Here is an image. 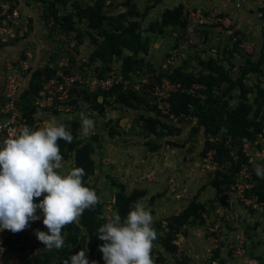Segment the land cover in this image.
I'll use <instances>...</instances> for the list:
<instances>
[{
  "label": "trees",
  "instance_id": "trees-1",
  "mask_svg": "<svg viewBox=\"0 0 264 264\" xmlns=\"http://www.w3.org/2000/svg\"><path fill=\"white\" fill-rule=\"evenodd\" d=\"M106 1L108 0H33L35 5L43 9L41 19L47 29L48 37H64L65 50L69 54L73 50L77 52L78 47L88 39L94 51L87 65L92 67L97 62L101 63L96 65L93 75L103 78L116 74L124 79L123 83L104 93H90L80 87L69 88L57 107L74 105L77 107L86 103L92 112L101 117H104L106 110L113 104L134 111L148 109L153 115H139L138 121L142 132L158 139L161 135L172 138L166 140L165 145L177 149H186L189 143H199L203 135L204 148L199 157L214 151V161L218 165L215 175L209 177L208 185L216 192V202L226 205L231 198L230 186L239 180L242 167L251 165L250 157L243 149L244 142H249L251 146L253 144L260 146L264 140V51H261L258 58L253 54L244 53L240 45L246 34L235 29L236 23L230 28L220 23L197 26L195 38L191 40L187 30L192 23V13L196 9L190 10L184 3L174 8H166L147 29L142 30V23L149 16L150 11L161 6L165 0H148L151 4H148L143 11L138 8L136 0H112L114 3L110 5L112 8L105 7ZM5 2H11L15 7H19L20 3L19 0H5ZM119 7L127 10L114 15L113 8L119 9ZM69 8L73 10L69 11ZM202 9L203 16H207L211 10ZM258 14L264 25V5L258 9ZM230 15L232 16L229 13ZM219 28L229 33L226 37L227 43L220 41L207 50H197L199 47L210 45L216 35L215 31ZM143 31L159 37L164 36V39L168 37L173 39L172 53L169 52L164 62L168 58L177 56L175 52H178L179 57L180 51L186 44L190 45L189 43L194 41L198 44L189 46L191 49L187 59L181 60L175 57L168 69L158 68L149 58L151 41L145 38ZM71 42L75 45L71 46ZM212 51L215 55L209 54ZM60 57H62L61 53L50 57V63L44 68L30 67L27 71L30 73L28 82L22 83L18 107L22 111V119L33 130H38V122H41L38 108L33 105L34 98L43 82L55 72L51 62ZM68 58L74 66L77 62L76 58L71 54ZM22 61L17 63V60H14L13 63L18 65ZM115 61L121 62V71H115L113 67ZM73 71L84 72L72 67L68 73ZM133 75L137 77L148 75L149 81L144 86L137 85L131 82ZM163 80L180 83L187 88L195 85L200 88L195 95L188 92L174 93L169 100L170 114L163 115L150 99L152 90ZM1 91L0 88V93ZM234 102L236 104H233ZM57 107L44 110L58 116L61 111ZM171 122L175 124L172 125ZM60 123L65 124L74 136L71 144L58 140L65 162L72 161L75 167L83 168L87 173L83 178L84 186L94 190V185L90 184L97 173L94 144L99 143L100 137L96 134L91 140L81 139L78 132L80 125L77 121L65 120ZM180 124L190 125L186 139H180L185 130L177 127ZM107 125L111 138L122 135L119 128L113 126L112 121ZM2 142L3 140L0 141ZM146 146L151 152H157L161 148V144L153 142H147ZM251 168L254 187L247 191L246 197L261 204L262 208L257 210L242 202L241 205L248 208L251 214L260 213L264 219V179H260L255 169ZM113 186L117 188V192L114 193L109 204L113 212L111 218L115 213H119L122 219L125 218L133 202L137 200L142 202L147 197L145 190L128 191L126 185L121 182L113 181ZM155 198L151 200L154 201ZM42 199L43 197H40L35 202L39 203ZM212 202L203 203L199 201L197 195L180 213L153 223L157 232L151 253L154 264H193L190 258L180 251L177 242L188 236L189 229L206 224L208 215L214 208ZM106 205L99 201L94 210L84 212L78 223L66 226L63 229L65 246L59 250H45V246L28 237L25 230L17 234L8 231L4 245L9 250L24 256L26 264H64L65 260L83 249H88L90 264L93 261L104 262L103 253L99 251V247L104 242L98 239L97 232L98 228L109 220L105 217ZM255 226L259 227L260 223H256ZM233 253L234 251L230 250L227 258H231ZM214 260H219L220 264L227 263L219 248L213 249L210 259L205 264H211ZM257 260L261 264L258 257Z\"/></svg>",
  "mask_w": 264,
  "mask_h": 264
},
{
  "label": "rangeland",
  "instance_id": "rangeland-1",
  "mask_svg": "<svg viewBox=\"0 0 264 264\" xmlns=\"http://www.w3.org/2000/svg\"><path fill=\"white\" fill-rule=\"evenodd\" d=\"M5 1V0H4ZM19 10L23 12V10L29 14L32 17V32L23 40L15 41L7 46H3L0 48V82H4V74L6 73V67L2 66V63L4 60H8L9 62H13L14 60L22 61L26 60V51L31 52L33 54V60L30 62V67H34V69L38 68H44L47 64L50 63L51 59L50 57L56 56V54L61 53L62 57L57 58L54 62H51V67L57 69L58 64L61 62H68L69 55L75 57L77 62L73 66L71 61L69 60V63L72 65V67L76 70H84L83 73H89L91 75L94 74V69L96 68V65H101L100 62H97L94 66L90 67L87 65L89 62V58L91 56V53L94 51V47L91 45L90 41L88 39L84 40V43L78 47V51L75 50L70 51V54L65 50L66 39L64 37H58L55 36L53 38L48 37L47 29L42 22L41 15L43 12V9L41 6L35 5L33 3V0H19ZM90 1V0H89ZM2 2V0H1ZM136 3L138 5V8L142 11L145 9V7L148 4H151L148 0H136ZM184 3L190 10H194L197 8H207V9H213L215 7H218L220 4V1H210V0H165L163 4L154 10L150 11L149 16L145 19V21L142 23V30L147 29L151 23H153L158 16L161 15V13L166 8H174L178 6L179 4ZM250 3L249 5H246L242 8V10H239L235 12V10L231 11L232 19L236 23L235 29H237L240 32H244L246 34V38L243 39L242 44L240 45L241 49L244 51V53L247 54L246 48L243 47L244 43H249L253 45V52L252 54L258 58L261 51H264V25L260 21V16L258 14V9L260 6H263V3ZM114 4L112 0H108L105 2V7L110 8ZM112 8V7H111ZM72 8H69V11H72ZM108 11L107 9H105ZM127 9L124 7H119V9L113 8V14L116 15L117 13L124 12ZM33 11V14H30V12ZM228 14V12H227ZM128 24V22H126ZM144 35L145 38H149L151 41L150 44V60L154 64V66L160 68L162 67L164 60L166 59L169 52L172 51V46L174 44L173 39H170V37L164 39V36H157L155 34L146 33L145 31ZM216 35L214 36L213 42L206 46V47H199L197 50L200 49H209L210 47H213L214 45L219 44L220 41H223L224 44L227 43V33L226 31H223L221 28L217 29L215 31ZM216 37V38H215ZM216 40V41H215ZM190 45L198 44L197 42H191ZM71 46H74L75 43L71 42ZM190 45L186 44V46H183V49L180 51V55L178 57V52H175L177 56V59H187L188 54L190 53ZM251 51V49H249ZM127 53V51H125ZM193 52V49H192ZM172 53V52H171ZM214 54V51L211 53ZM205 57V56H204ZM13 60V61H12ZM6 62V61H5ZM82 64H86L87 66H83ZM84 67V69H83ZM113 67L116 72L121 71V62L115 61L113 63ZM30 73L27 72L24 77L23 82H28V77ZM248 84L251 85V82L248 81ZM233 104H236L234 102ZM61 113L56 116L54 114H51L50 112H46V110H38V117L41 122H38L37 129L40 127L47 126L51 123L55 122H61V121H77L80 125L79 128V138L81 139H87L91 140L92 136L98 135L99 143L94 144L96 148V153L94 155V159L97 162V173L96 176L90 181L91 185H94V190L96 191L99 201L104 202L106 205L105 207V217L107 219H110L112 208L109 206L110 201L113 199L114 195V186L113 181L120 182L121 180L124 181V178L122 177L123 172L128 170V168H133L136 171L142 170V179H145L146 181L150 180L153 181V177L156 176L154 173H150V169L147 167L148 164L144 165L147 158H150L151 155L159 154L151 152V154H147L148 148L147 146H143V140L145 137L141 134V127L140 123L138 121L139 115L143 114L145 116L153 115L148 109L142 108L140 111H134L130 109L123 108L122 106H118L113 104L110 106L104 115V117L98 116L96 113L92 112V110L89 108V105L84 103L80 104L77 107L70 106V107H64L62 106L57 107ZM81 113H84L88 116V118L92 119L94 121V130L91 133H84L82 134V128H81ZM109 121H112L113 126H117L119 130L122 132L121 136L111 138L108 134L109 127L107 123ZM172 125H174V122ZM188 131L190 130V125H184ZM161 135V134H160ZM139 137L138 143L141 145H137L134 142H130V140L134 139V137ZM188 137V136H187ZM149 138H152V140H149V142L153 143H160V141L165 143L166 140H171L172 138H165L162 135L160 138H155L152 135H149ZM143 139V140H141ZM147 139V138H146ZM145 139V140H146ZM180 139H186L182 136ZM144 140V141H145ZM262 144L256 145L253 144L249 151V157L251 161V167L255 169L256 165L264 166V140L261 142ZM132 145L131 150L127 152L124 156V147ZM165 145V144H164ZM166 146V145H165ZM126 162L127 164L123 166L122 162ZM142 162V164L140 163ZM145 162V163H144ZM121 163V164H120ZM149 163V162H148ZM66 165L68 167L74 166V163L72 161L66 162ZM121 165V166H120ZM152 168V166L150 167ZM207 177V176H206ZM209 178V177H208ZM146 187H150L148 184H146ZM171 190H174L173 188ZM159 192H164L163 190H159ZM159 200L157 199L156 206H159ZM143 203V201H142ZM238 206H242L241 211H237V215L235 216L236 219L241 216V219H244L245 217L243 215H246L248 220H251L252 222L247 223V225L242 226L244 232H246L247 242L248 244H244L243 247H240V249H236L234 251V257L231 259H236V261L245 263L244 261L246 259H260L261 263L264 264V249H259L257 251L256 249H250L249 244H255L260 243V241H263V239H260L259 237H254V233H261L264 236V230L259 226L256 227L254 224L256 221L260 222L263 219L254 220V217L248 214L247 211H243V205H241V201L236 199L234 202V207L237 208ZM238 209V208H237ZM236 209V210H237ZM248 210V208H246ZM41 216V219L37 222H31L30 225L34 226H40L45 227L43 224V213L39 212L37 213ZM250 215V216H248ZM260 215V214H259ZM243 216V217H242ZM262 216V215H260ZM245 221H239V225L243 224ZM261 225V224H260ZM246 227V229H245ZM248 230V233H247ZM48 229L44 230V232H47ZM244 241V240H241ZM229 251V250H228ZM209 255V258L200 259L198 264H205L207 260L210 259L211 255ZM24 257V256H22ZM245 259V260H244ZM89 260V258H88ZM227 262L231 264L230 258H227ZM90 264V263H89ZM238 264V263H236ZM246 264V263H245Z\"/></svg>",
  "mask_w": 264,
  "mask_h": 264
},
{
  "label": "clouds",
  "instance_id": "clouds-1",
  "mask_svg": "<svg viewBox=\"0 0 264 264\" xmlns=\"http://www.w3.org/2000/svg\"><path fill=\"white\" fill-rule=\"evenodd\" d=\"M80 115L82 134L91 133L94 121ZM58 140L71 144L74 136L65 124L55 122L38 130L25 126L18 136L0 143V232H23L41 219L37 213L42 212L48 231L37 229L35 235L47 251L63 248V229L99 203L96 191L84 186L85 170L66 165ZM255 172L264 179V166L256 165ZM153 223L151 210L140 200L133 202L125 218L115 213L97 232L104 242L99 251L105 264H154ZM87 253L83 249L64 264H89Z\"/></svg>",
  "mask_w": 264,
  "mask_h": 264
},
{
  "label": "built area",
  "instance_id": "built-area-1",
  "mask_svg": "<svg viewBox=\"0 0 264 264\" xmlns=\"http://www.w3.org/2000/svg\"><path fill=\"white\" fill-rule=\"evenodd\" d=\"M252 1L254 3L264 4V0H221L218 7L211 9L207 16H203V9L197 8L196 11L192 13V23L187 30L188 35L191 40H194L195 28L202 25H215L220 23L226 28L232 27L235 22L232 16H229V13L231 14V9L235 11L242 10L244 6L249 5ZM31 25L32 17L30 15L23 13L11 2H5L3 0L1 2L0 0V46L9 45L15 41L25 39L31 32ZM243 47L246 48L248 54H252V44L244 43ZM249 49H251V51H249ZM174 58L175 57L168 58L163 63L162 68L168 69L173 64ZM32 60L33 54L31 52H26V60L18 65L9 61L5 62L6 73L4 74L3 87H0L2 90L0 93V141L6 138H14L22 132L25 126L28 127L26 121L22 119L23 114L18 107V103L20 101V89L24 81L23 76L29 71L31 66L30 62ZM71 69L72 65L69 61L61 62L58 64L55 72L43 82L40 91L33 101V105L38 108V110H52L56 108L59 101H62V96L69 88L80 87L87 89L90 93H104L109 92L115 86L124 82L123 77L116 74L97 78L86 72L73 71L68 73ZM148 81V75L142 77L133 75L131 78V82L140 86L146 85ZM199 88L200 87L197 85L187 88L180 83L163 80L152 90L150 99L153 100V103L156 104L157 109L163 115H169L171 111L169 100L174 93L188 92L195 95ZM250 148L251 144L247 141L244 142L243 149L247 156L250 154ZM217 169L218 165L214 161V151H209L206 155L201 157L199 171L203 176H214ZM252 179V168L249 165L243 166L239 174V180L230 186L229 194L231 198L236 197L246 206L260 210L262 208L261 204L246 197L247 191L254 187ZM172 191L174 192L175 190ZM220 227V224L213 223V225L209 226L208 232L213 235L220 234ZM7 233L8 230L0 232V264H26L21 254L9 250L4 245V239ZM215 238V240L218 241V237L215 236ZM228 250L236 251V248L234 249V245H230ZM245 263L260 264L257 259H246ZM96 264H105V261L101 263L96 261ZM211 264H220V262L219 260H214Z\"/></svg>",
  "mask_w": 264,
  "mask_h": 264
},
{
  "label": "crops",
  "instance_id": "crops-1",
  "mask_svg": "<svg viewBox=\"0 0 264 264\" xmlns=\"http://www.w3.org/2000/svg\"><path fill=\"white\" fill-rule=\"evenodd\" d=\"M233 10L234 9H231V11ZM32 12L33 11H31L30 14H33ZM235 12H237V10ZM5 61L8 60H4L2 63V66L4 67ZM0 87H3V83L1 82ZM184 125L185 124H180L177 125V127L185 129L183 137L187 138L188 129H186ZM141 134L145 137L144 140L147 138L145 141L141 139L143 140V146H145L149 140H152V138H149V134H144L142 130ZM138 138V136L134 137L133 141L131 139L130 142H134L136 146L141 145L138 143ZM204 141L205 137L201 135L199 143H189L186 149L168 147L164 145L165 143L162 144L160 141L159 144H161V148L157 151H160V153L151 155L150 158L146 159L145 162L147 163L144 162V165L148 164L147 167L150 169V173L156 174V176L153 177L154 180L146 181L145 179H142V170L136 171V169L128 168V170L122 174L124 181H120L126 185L128 191L142 189L147 192V197L142 201L146 205V208L151 210L154 222L180 213L197 195L199 196V201L203 203L213 201L212 205L214 208L208 215L206 224L204 226H197L189 229L188 236L181 238L180 241L177 242L180 251L187 255L193 264H198L200 259L209 258V255L207 256L206 254L208 253L211 255L213 249L216 247L221 249L222 257L227 259L229 256L228 249L230 245H234V249H240L244 244H248L246 237L247 234L242 229L244 228L242 226L247 225L246 222H252L246 218V215H243L245 217L244 219L239 220L241 216L236 219L235 216H238L237 211L242 210V206H238V209L234 207V202L237 199L236 197H232L226 205L216 202V192L208 185L209 178L203 176L199 171V164L201 161L199 154L204 148ZM130 147H132V145L124 147V156L131 150ZM188 148H192L193 150L188 151ZM147 154L150 155L151 150L148 149ZM122 163L123 166L127 164L125 161ZM140 163L142 164V162ZM151 166L152 168H150ZM146 184L152 188L146 187ZM172 188L175 190L174 192L171 190ZM159 190H163L164 192H159ZM116 192L117 188L114 187V193ZM153 197H156L154 201L151 200ZM157 199L160 201L159 206H156ZM243 211H247L248 214L254 217V220L262 218L260 213L251 214L245 207L243 208ZM239 221L245 222L239 225ZM213 223L220 224V234L213 235L208 232L209 226ZM256 223H260V227L264 230V219L260 222L256 221L254 224ZM37 229L44 231L47 228L30 225V227L25 230L27 236L34 239L35 242H38L35 235ZM215 236L218 237V241L215 240ZM254 237H259L260 239H263V241H260V243L249 244L250 249H256L257 251H259V249H264L263 234L259 232L254 233ZM234 256L233 253L231 258ZM231 258V264H245L243 261L239 262L236 261V259ZM226 264L229 263L227 262Z\"/></svg>",
  "mask_w": 264,
  "mask_h": 264
}]
</instances>
